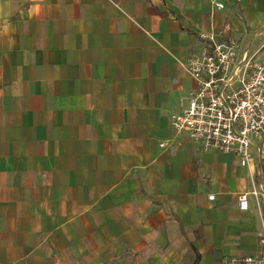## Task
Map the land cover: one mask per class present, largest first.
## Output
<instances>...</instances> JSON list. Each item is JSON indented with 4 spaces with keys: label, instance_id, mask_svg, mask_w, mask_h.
Masks as SVG:
<instances>
[{
    "label": "crops",
    "instance_id": "crops-1",
    "mask_svg": "<svg viewBox=\"0 0 264 264\" xmlns=\"http://www.w3.org/2000/svg\"><path fill=\"white\" fill-rule=\"evenodd\" d=\"M201 32L262 60L264 0H0V264L263 253L258 142L241 167L170 125Z\"/></svg>",
    "mask_w": 264,
    "mask_h": 264
},
{
    "label": "built area",
    "instance_id": "built-area-1",
    "mask_svg": "<svg viewBox=\"0 0 264 264\" xmlns=\"http://www.w3.org/2000/svg\"><path fill=\"white\" fill-rule=\"evenodd\" d=\"M209 1L216 10L225 7V0ZM198 39V50L184 66L196 89L189 107L170 115L171 128L187 134L202 151L235 156L241 167H247L254 142L264 155V57L240 54L235 37L219 41L215 33L201 32ZM248 195L238 197L240 211L247 210ZM251 195L257 197L258 191L253 188ZM213 199L214 195L208 196ZM259 244L262 254L225 257L220 264H264V233Z\"/></svg>",
    "mask_w": 264,
    "mask_h": 264
},
{
    "label": "trees",
    "instance_id": "trees-1",
    "mask_svg": "<svg viewBox=\"0 0 264 264\" xmlns=\"http://www.w3.org/2000/svg\"><path fill=\"white\" fill-rule=\"evenodd\" d=\"M190 254H194L196 256V258L194 260V262H196L198 260V252L192 245H190L189 252H188V255H190Z\"/></svg>",
    "mask_w": 264,
    "mask_h": 264
}]
</instances>
